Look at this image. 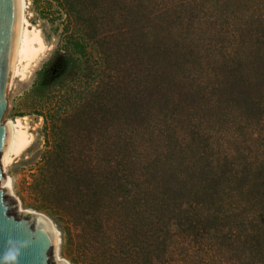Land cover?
<instances>
[{
	"label": "trees",
	"instance_id": "1",
	"mask_svg": "<svg viewBox=\"0 0 264 264\" xmlns=\"http://www.w3.org/2000/svg\"><path fill=\"white\" fill-rule=\"evenodd\" d=\"M31 3L54 47L25 193L71 261L264 264V0ZM86 89L96 154H60L81 147Z\"/></svg>",
	"mask_w": 264,
	"mask_h": 264
},
{
	"label": "rangeland",
	"instance_id": "2",
	"mask_svg": "<svg viewBox=\"0 0 264 264\" xmlns=\"http://www.w3.org/2000/svg\"><path fill=\"white\" fill-rule=\"evenodd\" d=\"M23 17L26 23L24 28H33L37 30L43 46L30 60L18 57L16 72L13 73L6 124L9 122L14 123L15 120H18L30 142L19 154L10 153L8 160L4 163L11 185L10 190L4 189L11 192L21 206L22 211L20 217L24 216V213H40L49 219L57 232V238L59 240L57 259H62L68 264H77L75 261L73 263L70 256L62 249V236L52 218L45 211L32 207L25 193V189L31 181L30 176L37 165L38 154L43 150L42 139H40L43 118L31 112L29 107L31 100H33L31 90L35 73L53 49L54 39H45L41 29V21L32 10L31 0H24ZM33 45L37 47L36 44ZM105 91L109 92L108 90ZM73 98L76 99V101H71L69 107L74 113L73 117L79 116L81 118L80 121L78 120L76 126H74L76 129L82 130L80 133L82 144L77 152H69V148L66 147V149L60 151V154H91V158H93V155L96 154V92H89V90L86 89L83 91L82 95L70 97V100ZM87 99L89 102L81 106V108L77 107V105ZM73 124H75L73 120L68 121V132H65L66 140L70 144L73 143V134L72 131L69 132V127L73 126Z\"/></svg>",
	"mask_w": 264,
	"mask_h": 264
},
{
	"label": "water",
	"instance_id": "3",
	"mask_svg": "<svg viewBox=\"0 0 264 264\" xmlns=\"http://www.w3.org/2000/svg\"><path fill=\"white\" fill-rule=\"evenodd\" d=\"M23 25L21 0H0V264H62L52 226L35 214L20 217L21 206L4 190L9 176L4 160L14 146L6 117Z\"/></svg>",
	"mask_w": 264,
	"mask_h": 264
},
{
	"label": "bare ground",
	"instance_id": "4",
	"mask_svg": "<svg viewBox=\"0 0 264 264\" xmlns=\"http://www.w3.org/2000/svg\"><path fill=\"white\" fill-rule=\"evenodd\" d=\"M21 2H22V10H23L24 0H21ZM25 24L26 23L24 20V25H23L20 33H19V36H20L22 43H21V45L17 51V54H16L14 72H16V63H17L18 57L30 60L36 55V53L38 51H40L42 49V46H43L41 38L38 34V31L33 29V28L32 29L24 28ZM33 44H36L37 47H35ZM6 126H9L14 146L12 147V149L8 153L7 157L5 158L4 163L8 160L10 153L19 154L21 151H23L28 146V144L30 142L29 138L27 137V134L25 133L22 125L20 124V122L18 120H15L14 123L9 122L6 124ZM10 186H11L10 180L8 178L4 188L10 190ZM29 214H35L38 218H40L43 221H45L46 223L50 224L52 226L56 236H57V232H56L55 228L53 227V225L51 224V222L49 221V219L46 216H44L43 214H40V213H29ZM58 260L62 264H68L66 261H64L62 259L58 258Z\"/></svg>",
	"mask_w": 264,
	"mask_h": 264
}]
</instances>
